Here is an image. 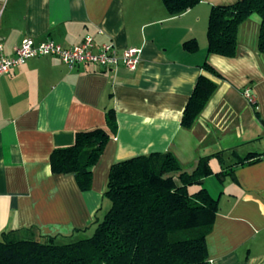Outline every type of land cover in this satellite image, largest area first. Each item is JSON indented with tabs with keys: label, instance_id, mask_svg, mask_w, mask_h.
<instances>
[{
	"label": "crops",
	"instance_id": "1",
	"mask_svg": "<svg viewBox=\"0 0 264 264\" xmlns=\"http://www.w3.org/2000/svg\"><path fill=\"white\" fill-rule=\"evenodd\" d=\"M201 0L171 15L161 0H0V41L5 52L26 36L35 42H112L118 51L139 49V65L69 69L58 58L39 56L0 75V234L35 226L43 235H71L91 227L109 206L103 193L112 163L151 152H172L183 170L210 158L213 173L202 186L218 209L206 235L211 264H264V155L218 175L239 156L264 151V54L257 51L259 16L238 28L233 57L207 54L211 5ZM233 1V0H228ZM195 38L197 50L182 43ZM225 78L207 75L217 87L191 128L180 120L201 64ZM250 87L254 102L242 94ZM113 108L117 132L92 168L91 188L80 191L72 175L53 174L49 156L70 145L74 133L104 127ZM197 186H191L195 189Z\"/></svg>",
	"mask_w": 264,
	"mask_h": 264
},
{
	"label": "trees",
	"instance_id": "2",
	"mask_svg": "<svg viewBox=\"0 0 264 264\" xmlns=\"http://www.w3.org/2000/svg\"><path fill=\"white\" fill-rule=\"evenodd\" d=\"M171 15L182 13L201 0H161ZM259 16L257 51L264 54V0H234L210 7L207 54L233 57L239 25L251 14ZM197 50L195 38L182 43ZM190 93L180 120L189 129L215 91L207 75L225 77L208 61ZM104 127L78 130L70 145L55 147L49 156L53 174L72 175L80 191L91 188L92 168L110 136L117 132L113 108L104 111ZM264 125V122L261 121ZM218 175L258 161L263 152H247ZM223 163L220 152L198 157L191 171L183 170L170 151L151 152L111 164L104 197L109 206L94 217L91 227L71 235H43L35 226L12 228L0 234V264H211L206 235L211 231L218 202L202 180L213 173L210 158ZM191 186H197L191 189Z\"/></svg>",
	"mask_w": 264,
	"mask_h": 264
},
{
	"label": "built area",
	"instance_id": "3",
	"mask_svg": "<svg viewBox=\"0 0 264 264\" xmlns=\"http://www.w3.org/2000/svg\"><path fill=\"white\" fill-rule=\"evenodd\" d=\"M39 56L56 57L69 69L80 65H93L107 70L122 65L133 71L140 61L139 49L128 47L118 51L112 42L96 44L91 35H86L79 43L69 46L48 39L35 42L26 36L13 48L11 54L5 52V47L0 41V75L9 73L26 60ZM242 94L249 102H254L250 87H245Z\"/></svg>",
	"mask_w": 264,
	"mask_h": 264
},
{
	"label": "rangeland",
	"instance_id": "4",
	"mask_svg": "<svg viewBox=\"0 0 264 264\" xmlns=\"http://www.w3.org/2000/svg\"><path fill=\"white\" fill-rule=\"evenodd\" d=\"M233 1L224 0L223 3H217V4H229V3H232Z\"/></svg>",
	"mask_w": 264,
	"mask_h": 264
}]
</instances>
